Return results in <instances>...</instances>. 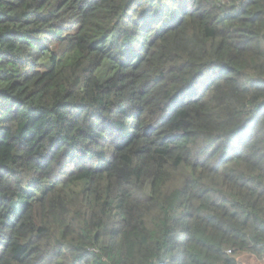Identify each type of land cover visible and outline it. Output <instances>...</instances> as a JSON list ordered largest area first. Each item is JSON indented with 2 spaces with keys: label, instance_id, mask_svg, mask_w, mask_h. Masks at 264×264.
<instances>
[{
  "label": "trees",
  "instance_id": "1",
  "mask_svg": "<svg viewBox=\"0 0 264 264\" xmlns=\"http://www.w3.org/2000/svg\"><path fill=\"white\" fill-rule=\"evenodd\" d=\"M244 252L264 260V0H0V264Z\"/></svg>",
  "mask_w": 264,
  "mask_h": 264
},
{
  "label": "rangeland",
  "instance_id": "2",
  "mask_svg": "<svg viewBox=\"0 0 264 264\" xmlns=\"http://www.w3.org/2000/svg\"><path fill=\"white\" fill-rule=\"evenodd\" d=\"M111 63L105 61L101 66L98 68L96 74L99 76L100 79H104L111 73ZM237 264H264V260H260L255 258L248 253L240 254L236 257Z\"/></svg>",
  "mask_w": 264,
  "mask_h": 264
},
{
  "label": "crops",
  "instance_id": "3",
  "mask_svg": "<svg viewBox=\"0 0 264 264\" xmlns=\"http://www.w3.org/2000/svg\"><path fill=\"white\" fill-rule=\"evenodd\" d=\"M244 253H247V252H244ZM241 254H243V253H241ZM249 254V253H248ZM249 255H251V254H249ZM253 256V255H252ZM256 258V257H255Z\"/></svg>",
  "mask_w": 264,
  "mask_h": 264
},
{
  "label": "built area",
  "instance_id": "4",
  "mask_svg": "<svg viewBox=\"0 0 264 264\" xmlns=\"http://www.w3.org/2000/svg\"><path fill=\"white\" fill-rule=\"evenodd\" d=\"M228 252H230V251H228Z\"/></svg>",
  "mask_w": 264,
  "mask_h": 264
}]
</instances>
